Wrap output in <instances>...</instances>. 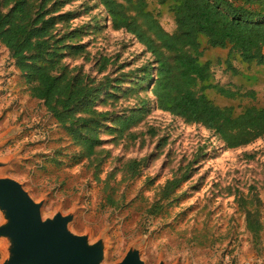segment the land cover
I'll return each instance as SVG.
<instances>
[{
  "label": "rangeland",
  "instance_id": "rangeland-1",
  "mask_svg": "<svg viewBox=\"0 0 264 264\" xmlns=\"http://www.w3.org/2000/svg\"><path fill=\"white\" fill-rule=\"evenodd\" d=\"M147 1L163 28L173 32L172 2ZM61 11L73 12L71 28H80L74 41L85 45L89 55L67 57V63L98 79H123L117 98L98 106L109 113L105 125L136 109L143 108V115L123 137L103 129L102 146L89 160L31 96L0 44V134L15 129V136L0 147V158L21 157L5 174L22 182L34 199L45 196L44 214L77 205L75 231L91 228L97 237L106 229L108 262L119 259L129 242L144 237L147 264H156L161 254L168 264H264V137L228 149L204 126L158 109L141 71L148 67L155 75L153 56L134 36L113 29L99 0H69ZM207 49L201 61L210 60L215 83L238 93L224 99L208 91L214 102L231 107L234 114L264 106V65L233 59L232 74L225 63L228 48ZM102 57L110 61L105 70L97 65ZM131 160L137 169L127 173ZM172 177L181 179L170 196L172 204L145 218L144 209ZM110 195L115 206L108 204ZM248 209L259 212L263 230L257 237L246 227Z\"/></svg>",
  "mask_w": 264,
  "mask_h": 264
},
{
  "label": "trees",
  "instance_id": "trees-1",
  "mask_svg": "<svg viewBox=\"0 0 264 264\" xmlns=\"http://www.w3.org/2000/svg\"><path fill=\"white\" fill-rule=\"evenodd\" d=\"M67 1L0 0V44L31 96L43 103L57 127L78 147V154L94 160L103 143L102 130L123 137L144 109L116 116L112 125H105L109 113L98 106L117 98L123 79L107 75L98 79L67 63V57L89 58L85 45L74 41L80 28H71L73 12L61 11ZM167 1L172 2L175 22L171 33L162 27L147 0H99L113 29L134 36L153 56L155 75L148 67L141 71L157 108L186 123L204 126L228 149L264 137V106L234 114L231 107L214 102L208 91L224 99H233L238 93L216 84L210 60L201 61L207 48H228L225 63L232 74H236L233 59L264 65V0H159L160 4ZM109 62L102 57L97 65L105 70ZM136 169L135 160L126 164L127 173ZM180 182L177 177L164 182L160 196L144 209L145 218L157 216L172 204L170 196ZM107 201L116 205L111 195ZM245 223L255 237L263 230L258 210H246Z\"/></svg>",
  "mask_w": 264,
  "mask_h": 264
},
{
  "label": "water",
  "instance_id": "water-1",
  "mask_svg": "<svg viewBox=\"0 0 264 264\" xmlns=\"http://www.w3.org/2000/svg\"><path fill=\"white\" fill-rule=\"evenodd\" d=\"M14 136V128L1 133L0 147ZM20 159L17 153L0 158V264H147L144 237L129 242L119 259L108 262L106 229L94 237L91 228H72L77 205L44 214L45 196L34 199L22 182L5 174ZM156 264L168 262L161 254Z\"/></svg>",
  "mask_w": 264,
  "mask_h": 264
},
{
  "label": "built area",
  "instance_id": "built-area-1",
  "mask_svg": "<svg viewBox=\"0 0 264 264\" xmlns=\"http://www.w3.org/2000/svg\"><path fill=\"white\" fill-rule=\"evenodd\" d=\"M245 264H252L251 262H247V263H245Z\"/></svg>",
  "mask_w": 264,
  "mask_h": 264
},
{
  "label": "crops",
  "instance_id": "crops-1",
  "mask_svg": "<svg viewBox=\"0 0 264 264\" xmlns=\"http://www.w3.org/2000/svg\"><path fill=\"white\" fill-rule=\"evenodd\" d=\"M161 23V22H160ZM162 25V24H161ZM163 27V26H162Z\"/></svg>",
  "mask_w": 264,
  "mask_h": 264
}]
</instances>
